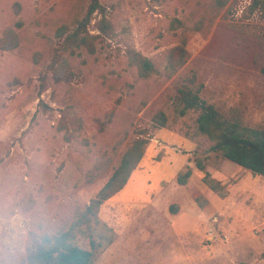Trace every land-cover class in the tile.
<instances>
[{"label":"rangeland","instance_id":"rangeland-1","mask_svg":"<svg viewBox=\"0 0 264 264\" xmlns=\"http://www.w3.org/2000/svg\"><path fill=\"white\" fill-rule=\"evenodd\" d=\"M99 3L82 30L85 41L71 42L56 30L63 24L76 30L91 0H0V40L9 29L21 35L15 50L0 44V264H28L32 234L67 230L138 138L147 140L142 161L100 210L117 238L97 262L264 264V201L249 196L248 171L222 174L212 153L208 171L232 189L220 208L196 166L212 143L198 133L197 113L178 117L173 105L177 86L195 75L201 97L224 117L264 128V19L252 10L253 0H229L219 14L214 0ZM179 47L188 59L172 74L170 52ZM132 50L158 72L141 76L129 59ZM56 71L65 79L58 82ZM161 113L165 126L155 123ZM179 138L197 146L185 185L192 206L181 216L178 204L168 209L163 201V191L186 170L165 162L189 153ZM240 179L244 189L235 187ZM194 194L213 196L219 208L210 219L179 227L205 209Z\"/></svg>","mask_w":264,"mask_h":264},{"label":"trees","instance_id":"trees-1","mask_svg":"<svg viewBox=\"0 0 264 264\" xmlns=\"http://www.w3.org/2000/svg\"><path fill=\"white\" fill-rule=\"evenodd\" d=\"M229 0H214V11L217 14L227 5ZM99 0H91L87 15L83 20L76 19L77 29L68 32L66 24L56 30L59 38L67 36L71 42L85 41L82 30L86 28L91 16L100 9ZM252 10H258L264 19V0H253ZM100 28L106 32L109 24L103 21ZM21 35L13 29L7 30L0 44L5 49L15 50L20 45ZM178 52V53H177ZM168 69L172 74L186 63L188 53L182 47L174 48L171 52ZM181 54V55H178ZM132 65H135L139 74L148 77L158 70L154 62L136 50L129 53ZM264 73V66L262 68ZM59 82L63 78L61 71L55 72ZM202 86L196 83L194 75L177 86V94L173 99L174 112L178 117H184L191 112L197 113L195 123L200 135L207 137L212 143L206 157H196L197 170L202 173V182L221 199L230 195L228 183H224L212 176L208 171L206 161L214 158L218 161V169L224 160H230L255 176L264 177V128H253L238 121L224 117L214 105L209 104L201 97ZM167 116L161 113L155 119L156 125L165 126ZM147 140L138 138L121 156L119 165L114 168L113 174L107 183L100 189L96 197L88 205L77 210V215L67 230L56 234H32V245L28 249V264H99L100 256L116 241V233L100 217L102 205L122 191L127 185L133 171L142 161L146 151ZM107 162V161H106ZM105 162V163H106ZM104 166L97 168L96 173H102ZM193 171L189 168L177 176L180 185H187ZM194 199L200 208L209 204V199L201 194H194ZM84 240V246L78 240Z\"/></svg>","mask_w":264,"mask_h":264},{"label":"crops","instance_id":"crops-1","mask_svg":"<svg viewBox=\"0 0 264 264\" xmlns=\"http://www.w3.org/2000/svg\"><path fill=\"white\" fill-rule=\"evenodd\" d=\"M180 139V138H179ZM180 145L184 144V147L187 148V151H189V153H187L186 155L182 154V152H180V154L176 153V154H170L169 156L171 157H168L165 162L167 165L169 166H173V165H176V164H183V168L185 169L186 167V170H188L189 168L193 171V174H194V169L193 167L191 166V164L188 162L190 157L192 156V154L190 153L191 151H193L194 149H196V144L192 141H188L187 139L185 138H181L180 139V142L178 143ZM163 145V144H162ZM227 161L228 160H224L220 166V173L222 174H225V173H228V175H232V174H235L234 172L236 173H239L241 172L243 169L242 167L239 168L240 170H237V171H234V167L230 166V164H227ZM188 162V163H187ZM237 165V164H236ZM184 170V171H186ZM247 171V170H246ZM182 172V171H181ZM180 173V172H179ZM178 173V174H179ZM247 173V176L249 177V180L248 182L246 183V185H248V193L249 196H252L254 197V200L256 202H260V201H264V177H261V176H255L253 175L250 171H248ZM177 174V176H178ZM193 176V175H192ZM216 179L226 183V179L224 178H221L219 176H214ZM245 183H244V179H240L237 183V185L235 187H239L241 186V188L244 189V187L246 186ZM179 187V188H178ZM208 189V188H207ZM210 190V189H208ZM211 191V190H210ZM229 191H230V195L225 198V199H220L221 201V206L220 208H222V206H225L226 204H229V200H230V197H231V192H232V189L229 188ZM212 192V191H211ZM213 193V192H212ZM163 194L165 195V197L163 198V201L165 202H168L169 201V204H168V209H170V205L172 203H176L180 206V211L178 213V215H182L185 211H187L185 209L186 206H192V203H191V197L188 195L187 193V189L185 188L184 185H180L177 181V177H176V180L174 181V184L173 186L171 185H168L166 187V190L163 191ZM214 194V193H213ZM216 195V194H214ZM206 197L209 199V204L205 207L204 211H202V213L199 215V217H197L196 214H194L193 216H190L188 217L189 218V221L188 220H184L182 221V223L179 224V227H186V226H189L190 223L195 219V220H199L198 222H202V221H205L206 220V215L208 216V219L211 218V214H213L214 211H216L219 207H217L214 203H212V198L213 196H207ZM221 212L224 213V210L221 209ZM214 219V218H213ZM214 221H217V218H215ZM178 227V228H179Z\"/></svg>","mask_w":264,"mask_h":264},{"label":"water","instance_id":"water-1","mask_svg":"<svg viewBox=\"0 0 264 264\" xmlns=\"http://www.w3.org/2000/svg\"><path fill=\"white\" fill-rule=\"evenodd\" d=\"M263 148H264V146H263Z\"/></svg>","mask_w":264,"mask_h":264}]
</instances>
